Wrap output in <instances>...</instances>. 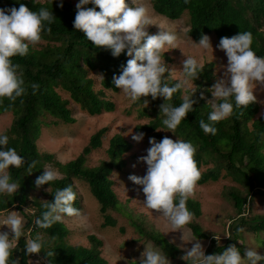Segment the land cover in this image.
<instances>
[{
  "label": "trees",
  "instance_id": "obj_1",
  "mask_svg": "<svg viewBox=\"0 0 264 264\" xmlns=\"http://www.w3.org/2000/svg\"><path fill=\"white\" fill-rule=\"evenodd\" d=\"M62 2L61 8L59 6L61 0L43 2L0 0V8L14 6L18 9L23 3L32 11H38L41 7L47 8L56 18L48 25L51 32L42 34L44 46L38 49L30 46L26 56L12 58L13 63L21 65L28 94L17 98L14 103L7 98L3 99L0 102V115L7 113L11 115L10 124L3 134L9 136L8 147L15 148L18 154L24 157L25 165L21 168L10 166L8 171L12 181L18 182L21 187L11 196L0 194V213L13 209L26 220L24 234L12 255V259H18L19 264H27L31 257L26 254V238L33 239L37 234L45 241L42 251L35 254L43 264H107L100 257L101 241L95 236H86L88 247L72 246L66 243L68 230L62 222H57L48 229L38 228L34 222L45 211L42 207L44 201L29 199L30 192L37 188L36 178L44 173V165L47 164L57 170L62 178L39 188L48 189L46 201H54L55 191L68 185H72L75 191L73 181L76 180L87 185L89 193L97 202L102 228H113L116 225L109 212L123 214V208L113 192V182L110 180L112 172L125 167L122 156L132 147L121 135L114 134L109 138L105 149L106 161H100L97 166L91 168L85 166L86 158L100 148L101 139L107 132L106 127L90 135L80 154L64 164L55 161L52 154L38 153L36 148L35 143L46 124L43 122L46 116L51 118L54 124L74 123L68 109V100L61 98L62 92L89 117L113 112L114 104L105 99L103 92L118 91L113 83V77L122 73V67L126 66L127 60L131 58L127 56L126 51L119 57H113L110 49L92 44L82 31L74 28L76 4L79 0ZM126 2L128 3V0ZM149 2L155 14L168 20H178L183 14L187 15L185 35L188 38L190 36L194 42H199L202 35H213L219 42L222 37H231L248 31L254 37L252 49L258 56H264V0H149ZM86 7L95 5L89 4ZM96 10L99 11V8ZM203 65L204 70L193 82L198 88L193 96L197 101L193 105L194 110L187 114L174 133L171 131L170 133L173 140L179 138L198 146L195 159L202 172L198 186L223 179H229L238 186L230 187L225 193L236 219L229 224V234L222 244H218L211 234L203 231L194 221L186 225L193 238L208 242L205 254L209 255L220 253L228 245L236 244L242 232L260 233L264 237V214L250 218L243 216L245 211L248 213L249 203L253 197L264 196V116L258 115L259 105L255 101L247 108L236 109L234 115L228 119L215 123L214 126L218 130L216 135L205 134L199 126V121L203 119L209 122L211 107L208 101L211 98L214 65L212 63ZM91 73L99 75L100 89L97 91L94 90ZM181 74L183 76L182 69ZM168 75L166 72L165 78ZM175 82L173 79L169 81L170 84ZM32 83L40 85L35 95H32L30 87ZM144 99L149 101L147 107L144 106ZM164 102L162 97L152 100L151 96L134 101V107L138 109L137 117L149 119L146 124L134 126L135 134L143 132L144 138H155L158 142L166 136L157 131L167 130L162 124L165 117L159 107ZM167 102L179 106L182 103L181 93L174 94L172 100ZM32 161L37 163L29 174L28 166ZM73 206L79 209L78 198ZM187 207L195 214V219L199 218L200 205L196 200L189 198ZM23 208L29 210L23 212ZM131 222L139 235L144 236L171 262L179 264L177 257L181 252L177 246L153 229L145 231L144 224ZM119 231L123 232L122 229ZM47 251H54L55 256L47 257ZM183 264L190 262L185 261Z\"/></svg>",
  "mask_w": 264,
  "mask_h": 264
},
{
  "label": "clouds",
  "instance_id": "obj_2",
  "mask_svg": "<svg viewBox=\"0 0 264 264\" xmlns=\"http://www.w3.org/2000/svg\"><path fill=\"white\" fill-rule=\"evenodd\" d=\"M89 4L95 7H86ZM132 4L134 7L129 6L126 0H79L76 4L74 28L82 31L95 46L110 49L113 57H119L126 51L131 58L122 67V73L113 77L115 87L132 101L149 96L152 100L164 98L165 102L159 106L165 117L162 124L174 133L187 114L194 110L193 105L197 101L193 96L198 88L193 82L199 78L204 65L195 57L187 56L182 61L183 76L170 84L174 69L169 72L164 53L166 46H175L177 35L163 28L157 34H149L147 28L153 25L149 7L143 3L138 4L137 0H132ZM59 6L63 7L62 0ZM55 20L53 12L44 7L32 11L21 3L18 9L14 6L0 8V102L7 98L14 103L17 98L28 94L21 65L13 63L12 58L26 56L30 46L42 43V34L51 32L48 25ZM253 39V34L248 31L220 39L217 47L225 52L227 65L223 78H218L210 89L214 99L209 101V122L203 119L199 121L205 134L216 135L218 130L215 123L233 116L236 109L247 108L255 102L254 90L257 85L264 89V56H258L252 49ZM189 40L199 48L213 50L208 35H202L199 43L194 42L190 36ZM166 72L169 73L167 78ZM30 87L32 95H35L40 85L32 83ZM178 92L181 93L182 103L173 106L167 101L172 100ZM143 102L147 107L149 101L144 99ZM144 136L145 133L139 132L132 139L140 142ZM149 144L147 154L139 158L147 165L146 175H130L128 179L135 185L142 186L144 208L155 211L164 218L173 231L183 229L195 219V214L187 207V201L194 195L202 175L195 159L198 146L190 141L179 138L173 140L168 136L159 142L155 138H149ZM8 145L9 136L0 134V194L11 196L18 192L21 185L12 181L8 170L10 166L23 167L25 159ZM36 163L32 161L29 164V174ZM44 169V173L35 180L38 189L62 178L50 166ZM76 199L77 192L72 185L57 189L54 201L45 200L42 204L45 211L35 220V225L48 229L55 223L62 222L64 216L81 217V210L73 206ZM25 224V218L16 211H11L6 218L0 219V227L7 226L12 234L10 237L9 232H0V264H19L18 259H12V255L24 234ZM214 238L219 244L220 237ZM193 241L192 247L181 257L190 264H258V261L264 260V256L255 248L245 249L242 257L236 244L228 245L220 253L206 255L201 241L196 239L189 242ZM44 245L43 237L37 234L35 238L26 241V254H39ZM46 256L54 257L55 252L47 251ZM139 264H171V261L148 244L141 253Z\"/></svg>",
  "mask_w": 264,
  "mask_h": 264
},
{
  "label": "rangeland",
  "instance_id": "obj_3",
  "mask_svg": "<svg viewBox=\"0 0 264 264\" xmlns=\"http://www.w3.org/2000/svg\"><path fill=\"white\" fill-rule=\"evenodd\" d=\"M37 1L43 2L44 0ZM128 3L134 7L132 0H128ZM137 3H143L149 7L153 21V25L147 28L149 34H157L160 28H163L177 35L178 39L175 46H166L164 53V60L169 72L174 69L172 73L173 80L177 81L182 77L181 65L187 56L195 57L202 64L212 63L214 65L213 85L218 78H223L227 57L225 52L217 47L219 42L216 41L213 35H208L211 39L213 50L211 48L207 50L199 48L185 35L187 15L183 14L178 20L172 21L155 14L149 0H137ZM44 44L45 42H42L33 48L38 49ZM90 78L94 81V90H99L98 82L100 78L98 73H91ZM103 93L105 99L114 104V111L94 117H89L82 113L78 106L69 101L65 93H60L62 99L68 100V109L71 111L74 123L65 125L58 122L54 124L53 120L46 116L43 118V122L46 124L42 127L35 143L38 153L52 154L55 161L64 164L80 154L90 135L106 127L107 132L101 139L100 148L91 152L86 158L85 166L89 168L97 166L100 161H106L105 149L112 135H121L132 146L131 150L122 156L125 161V167L120 171L112 172L110 175V180L113 182V192L123 208V214L120 212H109V215L115 219L116 225L113 228L101 227L102 220L98 213L97 202L89 193L87 185L75 180L73 185L77 192L78 205L82 216L63 218L62 223L68 230L66 243L72 246L88 247L86 236L93 235L101 241L100 257L107 264H137L146 245L151 243L144 236L139 235L131 222L135 221V224H144L143 228L145 231L149 232L153 229L159 232L167 241L177 246L181 252V255H178L177 258L179 259V264H183L185 260L181 259V257L186 254V250L190 249L194 243V241H189L196 239L193 238L186 226L183 229L173 231L164 218L158 216L155 211L152 212L144 208L143 201L145 197L142 192V186L135 185L128 179L130 175L141 177L146 175L147 165L140 161L139 158L147 154L146 150L150 147L149 138H143L142 141L136 142L132 139V136L135 135L134 126L146 124L149 119H139L137 117L138 109L134 107V101L123 94L121 90L118 89L116 93L110 91H104ZM210 95L209 101L214 99L211 92ZM254 95L256 96V103L259 105L258 115L264 116V89L257 85ZM10 121V114L0 115V134L7 130ZM158 132L173 139L168 129H159ZM46 166L50 165L46 164L44 168ZM43 170L45 171V169ZM230 187L238 188L229 179H223L215 183L197 186L194 195L190 197L199 203L201 212L199 218L193 221L203 231L211 234L213 238L215 236L220 237L219 244L226 240L229 234V224L236 219L231 203L225 197V193ZM47 192V189L36 188L30 192L29 199H37L43 202L46 200ZM22 210L27 212L29 208H23ZM11 211L15 210L12 209L8 212L0 213V219L6 218ZM262 214H264V196L257 195L252 198L249 203L248 213L245 211L243 216L250 218ZM119 229H122L123 232H120ZM3 231L9 232L10 236L12 235L7 226L0 227V232ZM214 240L216 241L215 238ZM262 242L264 243V237L260 233L250 234L242 232L240 238L236 240L242 257L247 248H255L261 256H264V244ZM201 243L204 249L208 245V242L205 241H201ZM33 255L36 257L35 254ZM171 264L174 263L171 262ZM258 264H264V260L258 261Z\"/></svg>",
  "mask_w": 264,
  "mask_h": 264
},
{
  "label": "crops",
  "instance_id": "obj_4",
  "mask_svg": "<svg viewBox=\"0 0 264 264\" xmlns=\"http://www.w3.org/2000/svg\"><path fill=\"white\" fill-rule=\"evenodd\" d=\"M27 264H43L39 259H37L34 255L28 259Z\"/></svg>",
  "mask_w": 264,
  "mask_h": 264
}]
</instances>
